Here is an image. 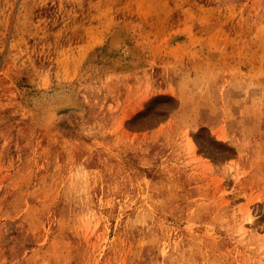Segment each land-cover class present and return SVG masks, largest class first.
<instances>
[{
	"label": "rangeland",
	"instance_id": "1",
	"mask_svg": "<svg viewBox=\"0 0 264 264\" xmlns=\"http://www.w3.org/2000/svg\"><path fill=\"white\" fill-rule=\"evenodd\" d=\"M0 264H264V0H0Z\"/></svg>",
	"mask_w": 264,
	"mask_h": 264
}]
</instances>
